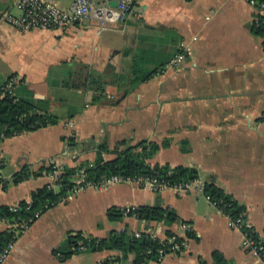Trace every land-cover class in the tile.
Returning <instances> with one entry per match:
<instances>
[{
	"label": "crops",
	"instance_id": "crops-1",
	"mask_svg": "<svg viewBox=\"0 0 264 264\" xmlns=\"http://www.w3.org/2000/svg\"><path fill=\"white\" fill-rule=\"evenodd\" d=\"M70 2L57 4L67 9ZM15 4L0 0V88L14 77L13 96L58 123L0 142V206L29 201L34 190L54 186V178L42 171L12 185L24 167L36 174L53 165L75 167L93 162L99 144L114 150L122 141L133 146L168 139L169 146L148 163L193 168L202 190L87 189L16 234L2 264H105L118 253L84 250L60 261L54 251L65 248L75 232L103 239L124 230L153 231L161 240L170 231L182 239L183 250L159 264H214L213 252L229 264H264L244 250L243 232L230 227L228 217L204 196L205 185L216 186L244 207L245 220L257 234L264 233V40L253 31L255 11L241 0H138L125 21L107 29L85 22L20 32L7 20L21 16ZM178 52L183 63L169 68ZM134 63L146 71L162 68L132 85ZM80 65L105 81L101 96L69 87ZM71 137L74 147L67 142ZM155 205L172 209L178 221L168 227L106 217L111 207ZM10 228L0 221V232Z\"/></svg>",
	"mask_w": 264,
	"mask_h": 264
},
{
	"label": "trees",
	"instance_id": "trees-1",
	"mask_svg": "<svg viewBox=\"0 0 264 264\" xmlns=\"http://www.w3.org/2000/svg\"><path fill=\"white\" fill-rule=\"evenodd\" d=\"M258 1L261 2L264 0ZM136 3L137 0H132V8ZM260 20L263 24L261 23L257 28L253 27V31L264 40V17H260ZM161 68L146 71L134 63L132 67L134 78L132 85L148 81L160 72ZM13 79L15 78L12 76L9 77L0 88V142L7 138L19 136L23 133L36 131L58 123V119L51 114L40 111L34 104L19 100L13 94L7 93L4 90V86ZM105 85L106 83L101 76L90 71L88 67L83 65H80L69 78L70 88L78 90L89 89L99 94V96L104 93ZM67 142L69 143V147H74L75 142L73 137L67 139ZM168 146V139L163 140L161 144L142 141L133 146L127 145L126 142L122 141L117 144L114 150H109L106 144H99L96 148L97 156L93 162H81L75 167H63L54 186L46 185L34 190L30 194L29 201H20L15 205L17 207L16 212L11 210L12 207L0 206V221L7 222L11 225L9 230L0 232V253L9 242L15 241V235L20 233V225L27 223L34 217L35 213H39L42 216L48 210L65 202L75 186L73 176L82 169L84 170L85 181L93 183L114 175L146 177L155 173L163 177L171 185H176L184 181L197 180L198 173L193 168L178 166L171 169L167 164L163 166H151L148 163L160 149L167 148ZM104 154H110L112 159L105 160L103 158ZM169 170H172V173L168 176L167 172ZM41 171L50 173L52 172V167L41 168L37 174L30 173L28 167H24L12 177L10 183L17 185L30 177L40 176ZM2 189H6L5 183L2 184ZM204 192L231 218L235 219L245 213L244 207L238 205L231 196L226 195L216 186L205 185ZM106 217L112 222L119 221L125 217H135L138 220L163 223L168 227L178 221L177 215L172 209L162 208L159 205L153 207H134L126 216L122 209L111 207L107 210ZM12 225L16 227L12 228ZM243 231L247 233V236L252 237L254 241H258L259 234L254 232V229L249 230L245 228ZM165 235L167 239L173 236L170 231H166ZM186 235L192 237L189 232ZM181 243L182 239L180 238L175 239L172 243H168L167 240L161 242L157 239H151L145 234H142L140 238H135L132 233L125 230L121 232L112 231L103 239L86 235L82 232H75L74 234L68 235L65 248L54 251V254L60 261H65L72 255L80 254L84 250L90 252L114 251L118 255L106 261L105 264H124L129 256H133L131 264H154L160 262L159 255L161 251L165 252V254H170L168 249L173 244L179 245V250H183ZM179 250L176 254L180 253ZM261 259L264 261V252L261 253ZM212 260L214 264H229L219 252H213Z\"/></svg>",
	"mask_w": 264,
	"mask_h": 264
},
{
	"label": "built area",
	"instance_id": "built-area-1",
	"mask_svg": "<svg viewBox=\"0 0 264 264\" xmlns=\"http://www.w3.org/2000/svg\"><path fill=\"white\" fill-rule=\"evenodd\" d=\"M118 2L116 7L109 6V0H71L67 9L60 7L57 2L58 0H16L15 6L18 11L21 12V16L11 17L8 16V22L18 29L20 32H27L30 30L41 29V30H53V29H62L64 27L72 26L74 23H93L96 25L97 29H107L110 26H115L121 24L126 20L128 15L132 10V0H116ZM138 1V0H137ZM246 2L254 11L255 16L253 18V27L257 28L263 22L260 20V17H264V1L258 0H241ZM184 61V54L182 52L176 53L173 58L169 61L168 67L172 69H177L180 64ZM17 83L16 79H13L10 83H7L4 86V90L13 94L14 85ZM52 167V172L50 176L54 178L55 182L57 181L59 175L62 172L60 167L55 165ZM172 170L167 172V175H171ZM45 174V173H44ZM74 188L71 190L67 198H70L74 195L82 193L87 189H107L116 185H131L140 188H146L151 191H159L164 189L173 190L176 193H185L189 192L192 189H200L197 181H184L177 183L176 185H171L163 177H160L157 173L146 176V177H132V176H123V175H114L110 177H105L100 181L86 182L84 170L78 171L73 176ZM205 194V193H204ZM206 200L229 219V225L232 228L240 229L243 232V248L244 250L254 256L261 259V253L264 252V233L259 235L258 241H254L252 237L247 236V233L243 229L253 228L248 225L245 220V215L241 214L239 217L233 219L229 215L223 212V209L215 202L212 201L209 195H204ZM67 200V199H66ZM65 200V202H66ZM134 207L122 208L124 215H128L131 212V209ZM11 210L16 212L17 207L12 206ZM39 213H35L34 217L30 219L27 223L20 225V232L26 231L29 226L40 218ZM11 227V225H10ZM15 225H12V228H15ZM181 228L185 231L188 230V226L181 225ZM255 232V230H254ZM142 234L149 236L151 239H157V235L153 231H144V232H135L133 236L135 238H140ZM175 239H179L178 236L173 235L172 237L166 239L168 243H172ZM183 242L181 245L183 246ZM14 248V241H11L0 253V264H2L7 257L10 255L11 251ZM180 246L173 244L169 247V253H175L179 250ZM167 253L161 251L159 255L160 262ZM262 260V259H261ZM159 262V263H160ZM154 263V264H159Z\"/></svg>",
	"mask_w": 264,
	"mask_h": 264
},
{
	"label": "water",
	"instance_id": "water-1",
	"mask_svg": "<svg viewBox=\"0 0 264 264\" xmlns=\"http://www.w3.org/2000/svg\"><path fill=\"white\" fill-rule=\"evenodd\" d=\"M118 2L116 0H109V6L110 7H116Z\"/></svg>",
	"mask_w": 264,
	"mask_h": 264
},
{
	"label": "rangeland",
	"instance_id": "rangeland-1",
	"mask_svg": "<svg viewBox=\"0 0 264 264\" xmlns=\"http://www.w3.org/2000/svg\"><path fill=\"white\" fill-rule=\"evenodd\" d=\"M19 13H20V14H19V16H20V15H21V12L19 11ZM17 17H18V16H17Z\"/></svg>",
	"mask_w": 264,
	"mask_h": 264
}]
</instances>
